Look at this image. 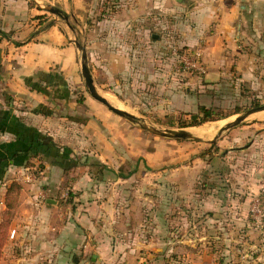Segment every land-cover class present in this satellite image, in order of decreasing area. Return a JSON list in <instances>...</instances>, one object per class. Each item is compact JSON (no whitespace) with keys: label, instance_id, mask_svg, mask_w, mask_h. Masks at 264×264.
<instances>
[{"label":"crops","instance_id":"1","mask_svg":"<svg viewBox=\"0 0 264 264\" xmlns=\"http://www.w3.org/2000/svg\"><path fill=\"white\" fill-rule=\"evenodd\" d=\"M110 1L117 4L116 12H110L108 2V16L97 21L95 9L107 0H0V30L7 33L0 35L2 216L8 209L5 202L8 185L21 178L20 172L32 178L21 184L19 199L10 209L9 235L1 251L0 264H166L180 241L171 238L164 246L158 238L143 239L140 201H127L121 196L118 184L107 183L103 176L99 180L92 177L101 170L82 173L71 183L72 200L66 199V193H63L64 201L57 198L55 193L66 173L72 170L78 175L81 171L80 166L70 170L63 166L75 158L74 152L80 150L79 146L75 147L79 142L71 139L69 143L57 144L60 137L68 134L60 120H66L67 114L77 110L70 81L77 79L80 71L79 48L77 39L71 37L55 16L49 22L40 23L38 16L43 13L45 3L56 4L75 20L80 30L89 31L87 47L89 53L90 48L93 51L92 61L102 66L104 79L118 86L120 94L130 59L124 48L130 41L146 50L133 58L140 70V79L153 92L165 94L166 103L183 107L194 101L223 97L229 93L228 80L236 85L245 81L247 89L264 92V0ZM70 29L76 36L78 29ZM166 29H178L183 45L202 48L206 72L198 94L191 93L190 89L175 91V74L153 68L158 57L151 43L158 42L159 32ZM185 74L177 75L176 86L177 83L185 85L189 79ZM192 81L197 83L199 77ZM21 99L28 101L25 112L21 109ZM86 104L95 110L86 114L89 119L81 123L82 131L99 146L96 149L92 145L90 149L103 164L102 174L114 173L108 163L113 164L115 159L123 162L127 155L135 159L134 169L137 168L124 172H131L127 178L145 165L151 167L159 157L164 159V153H157L156 157V151L150 154L141 151L139 148L145 142L140 133L129 134L126 122L110 110L98 102L86 100ZM23 113L31 116L24 117ZM253 125L246 127L245 136L239 134L230 140H221L217 144L220 153L216 158L221 165L228 164V159L237 155L234 149L243 148L242 152L251 155L249 166L256 172L254 177L261 175L264 180V126ZM40 138L50 145L35 143L39 155L32 156L29 149ZM62 139L64 141L65 137ZM70 145H74L73 148ZM230 161L233 165V160ZM37 162L46 166L34 174L32 171L36 168L32 166L38 165ZM189 173L190 169L183 167L182 175ZM169 179L173 189L176 174L170 172ZM182 180L183 188L192 185L183 177ZM262 184L255 193L264 190ZM169 204H173V200L166 206ZM13 229L16 234L11 238ZM201 234L200 239L205 237L203 232ZM186 243H192V239Z\"/></svg>","mask_w":264,"mask_h":264},{"label":"rangeland","instance_id":"2","mask_svg":"<svg viewBox=\"0 0 264 264\" xmlns=\"http://www.w3.org/2000/svg\"><path fill=\"white\" fill-rule=\"evenodd\" d=\"M108 2H110L109 5L111 6L110 12H116V3L113 4L110 0H107L104 4L100 2L95 9V20L99 21L103 17L108 16L106 12ZM49 5L59 8L56 4L45 3L42 7V14H46L44 16L47 17L44 20L49 22L48 20L55 16L63 23L72 38L77 39L86 46L87 62L90 70L94 69L98 91L109 101L110 99L115 101L113 103L110 101L111 104L116 107L120 106L121 109L135 115L137 118L133 122L128 118L122 117L91 96L82 74V50L79 49L80 71L77 79L70 81L74 90V97L72 98L78 103L77 110H75V113L67 114L65 116V118L67 117L66 120H60L66 130H68V134L62 135L65 137L64 141L63 137H60L57 144L69 143L71 139L79 142L75 147L79 146L80 150L74 152L75 158L73 160L75 162L80 160L81 171H79L78 175H76V171L72 170L66 173L60 189L55 193L57 198L64 201L63 193H66L67 199L69 192H72L69 189L71 183L76 178H80L82 173L89 172L90 174L92 170L102 171L103 164L95 158L94 153H92L93 150L90 149L92 145L96 149L99 146L97 143L90 141L91 139L87 135H84L82 131L84 129L81 126V123H85L89 119L86 114L95 110L89 104H86V100L98 102L106 110H110V112L121 118L123 122H126L129 134L136 135L140 133L145 142L139 148L141 151L147 154L155 153L154 151H156V157H158L157 153L165 154L164 159L159 157L158 161H155L156 163H153L151 167L145 165L141 171H137L127 179L119 177L118 174L134 170L136 166L135 159L128 155L123 162L119 163L118 159H115L113 164L108 163L110 166L109 170H113L114 173L107 172L102 174L99 171L101 174L98 173L92 177L99 180L103 176L107 183L119 185L121 196L127 201H140L143 216L141 227L143 239L147 240L155 237L164 246L171 238L180 240L176 243L177 250L170 253L166 264H264V227L260 226L251 211L252 203L260 193L255 192L260 191L258 189L264 183L263 176L254 177L256 172L253 167L249 166L251 155L242 152L243 148H235L234 151L237 155L230 157L227 161L229 163L224 165H221L216 158L220 151L214 154L204 153L207 152L206 150L212 144H218L221 140H230L239 134L245 136L246 127H250L252 124H254L253 126L255 124L264 126V111H258L250 115L245 122L218 135V130L234 120L238 115L250 108L264 105V92L262 90L252 91V89H247L245 81L241 82L240 85H236L232 80L230 82L228 80L230 84L229 93L223 97L218 96L212 101L210 99L203 102L194 101L189 106L185 104L183 107L178 103L174 105L171 102L166 103L164 102V99H166L165 94H161L160 91L153 92L151 87L148 84H144L142 79H140L141 73L133 58H136L137 54L143 53L145 49L130 41L129 45L124 48L126 53L130 55V59L127 63V73L120 87L121 95L117 91L118 86L110 83L106 78L104 79L102 66L92 61L91 54L93 51L90 48L89 53L87 47L89 31L80 30L75 20L64 11L65 15L68 16L67 20L51 13L46 8ZM71 27L75 31L78 29L76 36L72 34ZM159 33V41H152L151 43L153 45L152 49L157 52L158 57L153 68L163 72L166 70L172 71L175 74V91L186 92L187 89H190L191 93L198 94V90L201 89L200 86L204 82L205 73L186 72L180 68V55L186 48H189L183 45L179 36L181 35L180 31L178 29H172V31L166 29ZM114 49L117 50V48ZM181 72L186 73L184 76L189 79L185 81L184 86H180L178 83L176 86L177 75H180ZM194 77H199L197 83L192 81ZM160 99L163 100L161 101ZM24 100H20L21 104L23 103V107H21L23 112L28 106V101ZM199 105L213 107L214 117L217 120L207 121L198 126L182 127V124L187 125L190 122L189 113L197 111ZM237 111L239 112L236 113ZM23 114L24 117L27 116L29 118L31 116ZM61 123H58V125H62ZM141 124H147L160 130L185 128L198 138L176 139L164 137L148 131ZM41 126H44V129H48L44 124ZM52 130L55 131L54 128ZM208 131L212 132L209 133ZM111 135L112 133H109V136ZM216 136H218L216 141L211 143L210 140ZM246 142L247 140L243 144L246 145ZM70 146L73 148L74 145ZM218 148L220 149V147ZM166 156L170 157L169 160H167ZM222 160L226 161L224 158ZM230 160H233L234 166ZM239 160L240 165L237 166ZM37 164L32 166V168H36L32 171L34 174H37L40 169L43 170L46 166L38 162ZM92 166H95V168L93 169ZM183 167L190 169L189 175H182ZM83 169L85 171H82ZM170 172L176 174V180L173 184L175 187L173 189L169 186L172 182L169 179ZM182 177L186 181L191 182L192 185L188 189L182 187ZM251 177L253 179H250ZM24 181L26 182L23 177L18 180L20 184ZM172 200L173 204L166 206V203L172 202ZM262 208L264 209V205ZM201 232H203L205 237L200 239ZM189 238L192 239V243L187 244L186 242ZM164 254L166 255L165 251Z\"/></svg>","mask_w":264,"mask_h":264},{"label":"water","instance_id":"3","mask_svg":"<svg viewBox=\"0 0 264 264\" xmlns=\"http://www.w3.org/2000/svg\"><path fill=\"white\" fill-rule=\"evenodd\" d=\"M179 1H182V0H179ZM46 8L51 13H53V14L61 17V18H64L66 20L68 19V16L65 15L60 8L50 6V5ZM75 42H76V45L78 46V48L80 50H82V62H81L82 74L85 78V83H86V86H87L88 91L91 94V96L94 97L95 99H97L98 101L102 102L103 104H105L114 113H116L122 117L128 118L129 120L135 122L137 120L135 115L127 112L126 110H123L119 107L114 106L113 104L110 103V101L104 95H102L98 91L96 84L94 82L92 72H91L90 67L88 65V62H87L86 46L84 44H81L78 40H76ZM258 111H264V105H260V106L250 108V109L246 110L244 113L238 115L234 120H232V121L228 122L227 124H225L224 126H222L218 130V135H221L227 129H230L234 126H237V125L245 122L250 115H252ZM141 126L145 129H147L148 131L154 133V134L164 136V137H170V138H176V139H178V138H181V139H196V138H198V137L194 136L190 131H188L185 128L160 130V129L150 127L147 124H141ZM217 137L218 136H216L214 139L210 140L211 143H214L216 141Z\"/></svg>","mask_w":264,"mask_h":264},{"label":"trees","instance_id":"4","mask_svg":"<svg viewBox=\"0 0 264 264\" xmlns=\"http://www.w3.org/2000/svg\"><path fill=\"white\" fill-rule=\"evenodd\" d=\"M45 13V12H44ZM64 13V12H63ZM65 14V13H64ZM46 14H41L38 16V18L40 19V23H44L43 21H45L44 19L47 16H44ZM34 33V32H33ZM0 35L1 36H6L7 33L0 30ZM239 111H237L236 113H238ZM190 115V122H188V124H182V127L185 126H198L201 125L207 121H211V120H217V118L214 117V110L213 107L211 106H206V105H199L197 111L195 112H191L189 113ZM222 118V117H221ZM220 119V118H218ZM35 143H38L39 146H48L50 145L49 143H44L43 140L40 138L38 140H36L30 147L29 151L31 152L32 156H36L39 155V147H37V145L35 146ZM219 146H217V143H214L210 146L209 149H207V152L204 153H217L219 151ZM212 150V151H211ZM81 164L80 160L77 162L71 160L66 161V163L63 164V166L65 167V170H70L72 167H76L79 166ZM137 169V168H135ZM134 169V171H135ZM131 174V172H130ZM130 174H125V173H120V177L123 178H127L129 177ZM20 191H21V184L16 181L13 180L7 187L6 190V197H5V202L6 205L8 207V209H6V211L3 214L2 217V221L0 223V255H1V251L2 248L5 244V241L8 238L9 235V228H10V216H11V208L17 203L18 199H19V195H20ZM69 197L68 199L72 200L73 199V193L69 192Z\"/></svg>","mask_w":264,"mask_h":264},{"label":"built area","instance_id":"5","mask_svg":"<svg viewBox=\"0 0 264 264\" xmlns=\"http://www.w3.org/2000/svg\"><path fill=\"white\" fill-rule=\"evenodd\" d=\"M180 68L186 72H197L204 74L206 72L205 63L203 60V51L200 47L186 48L180 55ZM19 176L24 178V180L32 179L27 173L20 172ZM263 196L264 190H262L259 195L255 198L252 203L251 211L258 221L261 227H264V209L263 206ZM2 214H0V223L2 221ZM16 234V230H11L10 237L13 238Z\"/></svg>","mask_w":264,"mask_h":264}]
</instances>
